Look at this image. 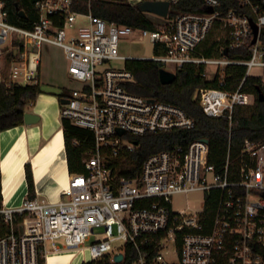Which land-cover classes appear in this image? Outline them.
Here are the masks:
<instances>
[{
    "label": "built area",
    "instance_id": "obj_1",
    "mask_svg": "<svg viewBox=\"0 0 264 264\" xmlns=\"http://www.w3.org/2000/svg\"><path fill=\"white\" fill-rule=\"evenodd\" d=\"M204 1L206 11L179 12L153 21V29L79 12L73 0H38L39 19L27 29L9 20L0 1V82H37L44 43L62 47L71 78L81 82L66 96L62 116L94 135L85 171L70 173L58 199L36 194L17 206L3 201L0 215L8 232L0 236V264H117L130 256L127 264H264V140L247 139L237 162L228 155L219 167L210 161L206 138L149 155L133 177L121 175L118 167L128 151L136 150L135 136L196 125L181 106L130 91L128 84L136 79L126 66L101 67L107 60L137 58L120 54L122 36L138 33L154 45L165 44L166 53L143 58L175 72L185 63L215 65L218 86L196 93L211 117H228L232 126L235 106L255 101L244 87L254 67L264 68V0H240L241 10L223 9L221 0ZM80 17L88 22L78 25ZM252 18L259 26L256 42ZM217 21L225 30L219 39H229L232 49L249 48L250 57L197 53ZM7 56L8 73L1 67ZM229 64L247 66L236 89L226 86ZM198 192L204 196L202 208L174 209L176 194ZM211 197L216 199L213 216L206 212ZM119 241L124 243L115 245Z\"/></svg>",
    "mask_w": 264,
    "mask_h": 264
},
{
    "label": "trees",
    "instance_id": "obj_2",
    "mask_svg": "<svg viewBox=\"0 0 264 264\" xmlns=\"http://www.w3.org/2000/svg\"><path fill=\"white\" fill-rule=\"evenodd\" d=\"M1 1V0H0ZM9 14V20L21 27L32 29L39 19L38 0H2ZM223 9L243 8L240 0H221ZM73 8L79 12H92L94 15L105 18L110 22L129 25L134 28L153 29V20L144 12L138 3L129 0H73ZM204 0H179L171 4L169 17L176 16L179 12L206 11ZM21 11L24 14H21ZM59 25L63 20L57 18ZM225 30L217 21L207 37L198 45L197 53L207 57H222L227 54L230 58L244 59L251 56L249 48H229V39L219 37ZM261 41L264 43V28L261 33ZM228 47V52L225 49ZM167 52L165 44L155 45V55ZM9 55H15L11 52ZM164 64L155 59L132 58L126 60V68L130 70L136 81L128 84L130 91L145 95L155 96L160 100L171 102L181 106L195 119L194 128H174L166 132H148L135 136L138 146L134 151H128L125 157L118 162L120 174L133 177L140 174L143 161L151 154L173 149L178 145L187 146L197 138H206L210 143V161L218 167L222 166L228 157L233 162L241 153L247 139L264 140V78L250 75L245 80V90L255 94L252 104H238L234 108L233 125L225 116L211 117L203 109L201 101L196 93L201 87L218 86L220 74L213 78L206 74L205 64L185 63L176 70L177 77L172 83L164 84L160 80V69ZM247 66L244 64H229L226 66V86L236 89L245 77ZM45 92L41 82L28 84L7 85L0 82V131L25 123L24 112L30 104H33L40 93ZM65 91L61 96H68ZM63 106V104H62ZM62 124L65 133V142L71 173L85 171L84 159L88 156L94 143V135L91 130L78 125L62 116ZM29 184V197L36 195L34 174L30 164L26 166ZM2 177L0 176V208L3 206ZM216 199L211 197L207 202L206 212L211 216L215 213ZM8 232V227L0 215V236ZM126 261L117 264H127ZM86 264H112L107 260L89 262Z\"/></svg>",
    "mask_w": 264,
    "mask_h": 264
},
{
    "label": "crops",
    "instance_id": "obj_3",
    "mask_svg": "<svg viewBox=\"0 0 264 264\" xmlns=\"http://www.w3.org/2000/svg\"><path fill=\"white\" fill-rule=\"evenodd\" d=\"M43 95L51 99L56 117L51 111L45 114L37 109L39 98ZM63 97L61 93H40L36 101L26 109L40 115L38 122H25L0 131L2 193L7 205H20L29 195L27 164L32 167L36 194L40 196L58 199L62 189L69 183L71 171L61 113Z\"/></svg>",
    "mask_w": 264,
    "mask_h": 264
},
{
    "label": "rangeland",
    "instance_id": "obj_4",
    "mask_svg": "<svg viewBox=\"0 0 264 264\" xmlns=\"http://www.w3.org/2000/svg\"><path fill=\"white\" fill-rule=\"evenodd\" d=\"M138 3V2H137ZM155 23L163 22L164 17L156 15L154 13H146ZM88 19L85 17L79 18V24H86ZM77 25V26H78ZM74 30H69L73 32ZM120 54L125 56L143 58L153 57L155 55V45L149 37L139 38V34L122 36L120 39ZM2 68L8 73V56L3 60ZM42 63V64H41ZM42 82L41 85L46 92H55L60 94L62 92L71 93L75 87H80L81 82L78 80H71L68 74V59L65 55V51L62 47L45 42L42 47ZM126 61L124 59H111L107 60L101 67L105 68H124ZM37 78V82L40 81V71ZM216 71L215 65H207V75L209 78H213ZM252 75L263 76L264 68L256 66L251 71ZM35 82V83H37ZM30 104L29 106H31ZM204 203L203 193H188V194H176L173 200V206L175 210L187 209V208H202ZM123 241L116 242L115 245L123 244ZM90 242L87 243L89 245ZM73 264H78L74 262Z\"/></svg>",
    "mask_w": 264,
    "mask_h": 264
},
{
    "label": "water",
    "instance_id": "obj_5",
    "mask_svg": "<svg viewBox=\"0 0 264 264\" xmlns=\"http://www.w3.org/2000/svg\"><path fill=\"white\" fill-rule=\"evenodd\" d=\"M139 6L146 13L150 12V13H154L156 15L166 18L169 16V13H170L171 1L170 0H141L139 2ZM21 14H24V12L21 11ZM252 25H253L254 32H255V37L253 39V42H256L258 38V33H259V26L253 18H252ZM227 52H228V47L225 49V53ZM159 76H160V80L162 83L168 84V83H172L173 81H175L177 77V73L175 71L162 67L160 69ZM260 99L264 100V96L262 94L260 95ZM68 101H69V98L67 97L61 98L62 104H65ZM24 120L28 124L36 123L40 120V115H38L35 112L25 111ZM122 258H123L122 254H118L116 256L117 261H121Z\"/></svg>",
    "mask_w": 264,
    "mask_h": 264
},
{
    "label": "bare ground",
    "instance_id": "obj_6",
    "mask_svg": "<svg viewBox=\"0 0 264 264\" xmlns=\"http://www.w3.org/2000/svg\"><path fill=\"white\" fill-rule=\"evenodd\" d=\"M133 1H139V0H133ZM39 103L37 105V109L42 111L43 113H47L48 111H51L52 114L54 115V117H56V113L55 111H53L52 107H51V99L45 95H43L41 97V99L39 98Z\"/></svg>",
    "mask_w": 264,
    "mask_h": 264
}]
</instances>
